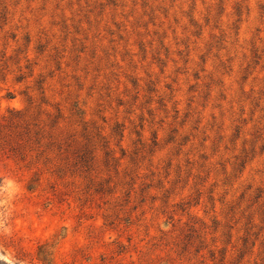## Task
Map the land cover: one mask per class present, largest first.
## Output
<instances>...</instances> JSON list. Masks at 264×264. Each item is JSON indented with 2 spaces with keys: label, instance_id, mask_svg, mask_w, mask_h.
Returning a JSON list of instances; mask_svg holds the SVG:
<instances>
[{
  "label": "rangeland",
  "instance_id": "1",
  "mask_svg": "<svg viewBox=\"0 0 264 264\" xmlns=\"http://www.w3.org/2000/svg\"><path fill=\"white\" fill-rule=\"evenodd\" d=\"M0 264H264V0H0Z\"/></svg>",
  "mask_w": 264,
  "mask_h": 264
}]
</instances>
